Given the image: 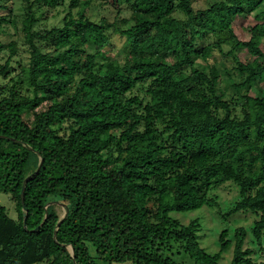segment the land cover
<instances>
[{
  "label": "trees",
  "instance_id": "trees-1",
  "mask_svg": "<svg viewBox=\"0 0 264 264\" xmlns=\"http://www.w3.org/2000/svg\"><path fill=\"white\" fill-rule=\"evenodd\" d=\"M22 1L26 81L0 85V190L17 211L0 203V264H222L232 239L229 264H255L244 242L264 240V87L250 91L264 80V0H96L130 9V24L92 19L89 0ZM66 2L61 25L33 28L37 8ZM249 14L242 39L234 23ZM114 35L127 55L98 63ZM226 181L238 196L221 219L258 216L208 252L199 219L172 212L216 205ZM173 244L187 262L164 252Z\"/></svg>",
  "mask_w": 264,
  "mask_h": 264
},
{
  "label": "rangeland",
  "instance_id": "rangeland-1",
  "mask_svg": "<svg viewBox=\"0 0 264 264\" xmlns=\"http://www.w3.org/2000/svg\"><path fill=\"white\" fill-rule=\"evenodd\" d=\"M2 2H9L11 7L9 9H1L0 13L6 14L5 16L9 17V21L2 22L0 24V66L9 58V67L7 74L0 75V85L6 84L11 85L15 84L21 86L26 81V67L29 61V45L26 43L23 37L21 30L22 18H23V8L24 3L22 0H0ZM68 2V0H67ZM67 2L59 5L57 8H52L47 10L46 8L39 7L35 10L37 21L34 24L33 28L35 30L48 29L54 25H61L62 18L67 10ZM85 4H88V0L82 1ZM89 8L87 13L91 16L92 19L98 21L101 15L108 17L109 19L117 18H128V24L132 23L130 18V9L123 6L119 10L114 9L109 3L102 4L100 1L89 0ZM194 7H200L205 4V0H192ZM41 11L42 14H41ZM119 11V12H117ZM10 13V14H9ZM252 15L249 14L244 20L239 17L235 20L234 30L236 34L242 38L247 39L249 37V31L245 28L251 23ZM10 40H14L16 43L15 53L11 54L7 47H2L1 44H5ZM35 42L40 46H45V41H41L38 37L34 38ZM123 37L114 35L111 39V43L106 45L103 49L105 58L98 57V63H101L109 59H119L123 60L125 58L126 51L122 50ZM227 48V45H225ZM262 48L264 49V37L262 39ZM217 59H220L217 51L214 53ZM172 55H169L168 58H171ZM215 57L210 58V62L217 60ZM228 64V62H227ZM264 87V80H259L251 88V93L255 94L257 91L260 93V88ZM23 90V88H21ZM6 91V90H4ZM3 92L0 90V96ZM29 93H31L29 91ZM222 115V110L219 111ZM255 169L256 166H255ZM211 195L215 196L216 205L210 207L203 205L199 208L186 211H173L172 215L180 220L182 223L188 222L191 218L197 217L199 219L200 228L198 231L199 243L202 247L205 248L208 252H214L219 249V242L217 239L218 232L224 228H228V238L232 239L233 229L236 226H244L247 229L251 227L253 220L257 218V213H254L250 210L238 211L230 215L226 220L221 219L218 215L217 209L224 207L228 204L233 198L238 196V188L232 181H226L217 185L214 189L211 190ZM0 203L3 204L8 213L17 217L16 204L15 200L11 198L9 192L0 190ZM56 209L59 215L64 213V205L60 202L57 203ZM252 235L247 234L244 242V247H252L254 252L251 253V258L255 261V264H264V240L262 247H259L254 241H252ZM233 240V239H232ZM231 240L230 244L226 249L221 253L219 261L222 264H229L231 255L233 241ZM164 252L169 254L175 259H180L186 261V258H183L181 255L182 248L178 247V244H173L169 248L165 249ZM34 264H45V263H34ZM124 264V263H123Z\"/></svg>",
  "mask_w": 264,
  "mask_h": 264
},
{
  "label": "water",
  "instance_id": "water-1",
  "mask_svg": "<svg viewBox=\"0 0 264 264\" xmlns=\"http://www.w3.org/2000/svg\"><path fill=\"white\" fill-rule=\"evenodd\" d=\"M29 177H26L23 179V182H22V185H21V191H20V199H21V203L22 205H24V195H23V192H24V186H25V183L27 182ZM61 218L57 221V225L59 224ZM24 224H25V217H24Z\"/></svg>",
  "mask_w": 264,
  "mask_h": 264
}]
</instances>
